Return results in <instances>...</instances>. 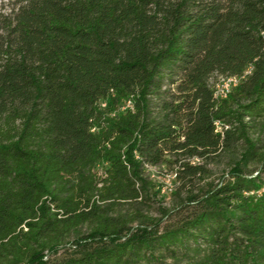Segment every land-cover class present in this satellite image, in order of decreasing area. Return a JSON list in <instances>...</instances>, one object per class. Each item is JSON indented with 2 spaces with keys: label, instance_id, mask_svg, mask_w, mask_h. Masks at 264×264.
<instances>
[{
  "label": "trees",
  "instance_id": "obj_1",
  "mask_svg": "<svg viewBox=\"0 0 264 264\" xmlns=\"http://www.w3.org/2000/svg\"><path fill=\"white\" fill-rule=\"evenodd\" d=\"M0 264H264V0H11Z\"/></svg>",
  "mask_w": 264,
  "mask_h": 264
},
{
  "label": "rangeland",
  "instance_id": "obj_2",
  "mask_svg": "<svg viewBox=\"0 0 264 264\" xmlns=\"http://www.w3.org/2000/svg\"><path fill=\"white\" fill-rule=\"evenodd\" d=\"M11 0H0V12L6 11L9 6ZM212 83L216 90L222 89L223 78L222 77H214L212 79ZM228 158L223 157L219 165H212V169L214 171L213 176L218 177L223 171L226 170L228 165ZM148 173L151 175L153 179H156L159 183H162V192L161 195L164 196L163 202L161 203L163 206L172 207V205H176V201L171 195V190L175 188V183L173 181L174 176L171 174H167L164 168L158 167H150ZM153 205H158V203H154ZM156 214V211H152Z\"/></svg>",
  "mask_w": 264,
  "mask_h": 264
},
{
  "label": "built area",
  "instance_id": "obj_3",
  "mask_svg": "<svg viewBox=\"0 0 264 264\" xmlns=\"http://www.w3.org/2000/svg\"><path fill=\"white\" fill-rule=\"evenodd\" d=\"M239 77H227L223 78V84L221 90H216V94L218 96H226L227 93L232 89L233 86H235L239 82Z\"/></svg>",
  "mask_w": 264,
  "mask_h": 264
}]
</instances>
